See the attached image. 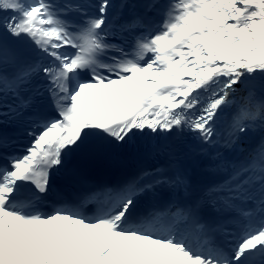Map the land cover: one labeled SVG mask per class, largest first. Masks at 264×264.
<instances>
[{"label": "snow or ice", "instance_id": "6c2138e0", "mask_svg": "<svg viewBox=\"0 0 264 264\" xmlns=\"http://www.w3.org/2000/svg\"><path fill=\"white\" fill-rule=\"evenodd\" d=\"M0 264H264V0H0Z\"/></svg>", "mask_w": 264, "mask_h": 264}, {"label": "bare ground", "instance_id": "6f19581e", "mask_svg": "<svg viewBox=\"0 0 264 264\" xmlns=\"http://www.w3.org/2000/svg\"><path fill=\"white\" fill-rule=\"evenodd\" d=\"M114 2H115V3H118V2H119V0H114ZM233 111H234V109H233ZM229 115H230V112H229Z\"/></svg>", "mask_w": 264, "mask_h": 264}]
</instances>
